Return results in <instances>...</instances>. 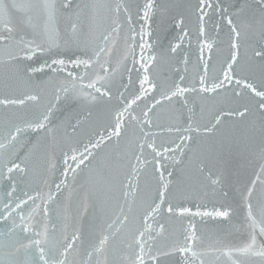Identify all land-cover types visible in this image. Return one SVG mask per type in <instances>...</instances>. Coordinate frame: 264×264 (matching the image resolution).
I'll return each mask as SVG.
<instances>
[{
  "label": "snow or ice",
  "instance_id": "snow-or-ice-1",
  "mask_svg": "<svg viewBox=\"0 0 264 264\" xmlns=\"http://www.w3.org/2000/svg\"><path fill=\"white\" fill-rule=\"evenodd\" d=\"M98 7L107 9L111 14V32L101 37L104 46L85 43L83 56H75L66 61L56 53L50 57V63L45 62L36 67L30 62L38 54L52 53L53 48L59 47L48 25L55 21L60 9L72 8V0H63L59 5L57 0H26L25 3L0 0V25H2L0 50L7 54L16 77L28 86V90L18 96L0 97V107L6 110L2 117L4 134L0 138V161H2L0 180L5 181L10 189L6 192L4 208L8 210L10 216L12 211H23L24 206L31 201L32 205H35L33 213L41 210L44 220L47 221L51 211L49 204L57 203V194L61 191L62 185L68 187L69 173H72V179L75 180L81 167L86 165V162L91 164L92 160L96 159L97 153L115 138L118 148L121 141L124 142L123 148L116 151L115 155L118 160L124 162L121 167L126 166L128 171L124 174L123 181L118 177L112 179L114 186H118L122 192L127 209L121 206L116 220L108 223L106 227L103 222V209L100 210L101 215L98 219L101 222L92 226L95 241L84 250L83 256L86 258L81 259L79 264H160L161 257L177 254L180 258L176 264H208L204 259L206 253L196 250L197 242L201 237L197 234L195 223L191 221L183 229L182 240L177 237L166 250L156 245L157 238L165 232V225L157 218H162L165 213L169 218L184 216L228 218L230 215L229 209L220 208L211 211L199 209L192 211L191 208L174 204L169 198L173 172L168 170L164 161L181 164L183 161L177 159L175 154L184 155L186 142L193 140L191 133H199L200 127L193 126L191 116L184 122L177 119L175 123L165 127L156 119L157 112L165 104L180 103L187 107L188 94H195L203 100L210 94L220 96L222 93L230 92L231 98L239 101L238 107L227 112L221 109L214 117L212 126L204 127L205 133L216 130L225 115L238 117L242 121H247L251 117V126L255 127L258 120L261 131H264V0H243L242 4H234L230 0L189 2L185 5V11L180 13V19L176 21L180 33L175 37V42H170L167 48L159 47L158 39H154L155 30L151 25L158 13L163 17L170 11V5L161 4L158 0H144L143 4L135 5L134 14L133 6L122 0L114 6L96 3L83 5V8L89 9ZM25 8L42 9L45 12L47 24L43 37L40 33L29 39L20 35L19 29L13 23L12 13ZM121 14L124 15V23L127 24V30L123 35L124 53L117 64L112 66L107 59L102 62V56L111 55L112 46L116 43L115 39H111L112 34L115 33L119 37L124 29V23L120 20ZM192 17H195V39L198 47L196 63L190 72V58L185 52L182 59L184 74H179L177 69L178 81L158 82L154 70L160 61L179 56L180 52L184 51L186 40L191 47L192 31L186 21L191 20ZM136 23L139 24L138 29L135 27ZM209 23L217 33L224 32V28H227L225 35L228 40V55L221 61L218 70L212 64V52L214 46L218 49L219 45H215L208 35ZM76 31L77 25L73 24L72 32L76 33ZM109 42L112 46H109ZM69 64L74 69H82V71H66ZM45 68L53 73L66 71V76L59 81V86L56 88L57 102L60 101L62 93L64 98L79 99L87 107L86 114L78 115L75 123L70 125L72 134L78 133L85 124H88L91 132L82 147L72 146L69 151L64 152V168L61 173L63 179L55 183V192L51 188L46 194L38 191L35 195H31L25 191L23 196L26 199L13 200L12 197L21 182L20 178L28 176L31 171L29 157L32 149L36 147V144L25 138V134L29 131L36 133L43 131L46 136L55 139V130L48 127L55 105L47 106L38 116L31 114L33 118H29L28 113H10L7 110L25 108L29 103H39L40 94L35 89L40 85L34 84L32 78L36 73H43ZM113 88H116L118 96H114ZM86 89L90 91H85ZM114 99L118 101L115 104ZM141 104H143L142 108ZM93 107L100 113L96 118H93ZM137 108L140 109L139 112ZM188 111L192 112L193 109L189 108ZM154 128L160 129V132L152 131ZM65 134L69 135L67 131ZM164 134L168 136L174 134L175 138L168 144H158V135ZM170 153L173 155H169ZM261 159L264 160V151L261 152ZM149 165L152 167V176L157 186L156 194L150 199H142L137 205L135 197L140 192V176ZM48 167L49 170L55 169V164L50 160ZM205 167L206 165L199 166L198 171L203 174ZM214 175L209 172L205 177L211 186L223 183V177L213 178ZM262 176H264V163L260 165L255 179L251 181V186L241 193L248 228L251 231L248 241L243 246L227 248L222 252L231 264H241L239 259L233 258L234 255L260 257L264 264V240L258 239L264 237V204L261 205L258 218L251 203L255 185L257 182L264 183ZM130 195L133 196V200L128 202ZM224 195L227 193L225 192ZM38 199L43 203L42 209L41 205L36 204ZM84 211H87V207ZM33 213H29L27 217L20 216L22 231L25 233L32 230ZM149 221L155 223L156 227ZM116 224L128 226L127 238L119 241V244H123L128 251L119 260L110 259L109 249L110 242L116 240L121 230L116 227L115 231H112ZM42 229L35 233L38 239H29L28 244L22 245L25 248L35 247L38 260L34 261V264H78L76 257L81 255L80 246L84 232L75 217L65 215L58 234L53 226L50 236L47 222L43 224ZM117 250L118 245H113L112 253Z\"/></svg>",
  "mask_w": 264,
  "mask_h": 264
},
{
  "label": "water",
  "instance_id": "water-1",
  "mask_svg": "<svg viewBox=\"0 0 264 264\" xmlns=\"http://www.w3.org/2000/svg\"><path fill=\"white\" fill-rule=\"evenodd\" d=\"M12 0H9L11 3ZM16 3H25L26 0H15ZM63 0H57V4ZM121 0H72L71 9H60L57 12L56 19L48 25L49 31L59 43L58 48H53L52 53L38 54L32 62L33 66L38 67L45 62L50 63V57L59 53L66 61L75 56H83L84 44L104 46L102 35L111 32V14L107 9L98 7L95 9L83 8L85 4L96 3L99 5L114 6ZM122 2L132 5V12L135 13V5L143 4L144 0H122ZM161 4L170 5L171 9L163 17L158 13L152 23L155 30L154 39H158L160 48H167L169 43L175 42V37L180 33V28L176 27V21L180 19V13L185 11V5L189 2L194 3L195 0H158ZM234 4H242L243 0H230ZM79 6V7H78ZM77 13H79L77 15ZM134 15V21H135ZM163 19V23L161 20ZM13 23L20 31V35H24L26 39L32 38L36 33L44 36L45 26L47 24V16L42 9H23L16 10L12 13ZM120 20L124 23V15L121 14ZM77 25L76 33L72 32V25ZM187 26L192 31L191 47L185 41L184 51L180 55L171 60H161L154 75L158 82L178 81L177 69L179 74H184V65L182 63L183 55L186 52L190 58L189 70L196 63L198 56V47L195 39V17L186 21ZM2 27V25H0ZM135 27L139 28L136 23ZM127 30V24L124 23V29L119 37L115 33L111 39H115L112 46L111 55L102 56V62L107 59L112 66H115L124 53L123 35ZM224 32L217 33L212 24L208 25V35L214 41L215 45H219L217 49L214 46L212 52V64L216 70L219 69L221 61L228 55V40ZM259 39V36H256ZM159 50V49H158ZM243 50V49H242ZM139 50L137 49V52ZM207 51V50H206ZM207 58V57H206ZM129 66L130 62H129ZM66 71L80 72L82 69H74L70 64ZM66 71L61 73H53L50 69L45 68L43 73L33 75L34 84L40 87L35 91L40 94L39 103H29L25 108H11L7 111L16 113H28L29 118H33L31 114L38 116L49 105H55L48 122V127L55 130V139L46 136L43 131L36 133L29 131L25 134L27 140L36 144L32 149L29 157L30 173L28 176L20 178L21 182L17 192L12 197L13 200L26 199L23 192L27 191L31 195L36 192L46 194L50 188L55 192V183H58L63 176L61 175L64 168V152L69 151L72 146L82 147L89 138L91 128L88 124L81 127L78 133L72 134L71 124L75 123L78 115L86 114L87 107L81 103L79 99L64 98L61 93L59 102L55 100L56 88L59 81L66 76ZM258 76V74H257ZM135 79V75L133 76ZM119 77L117 78V81ZM124 82H127V75L124 76ZM258 82V81H257ZM87 83V81H85ZM28 90V86L19 80L13 69V65L8 60L7 54L0 50V97L5 95L18 96L22 92ZM123 89H121L122 91ZM90 91V90H85ZM114 96H118L116 88L112 89ZM227 97V98H226ZM188 106L184 107L180 103L174 105L165 104L163 108L157 112L156 119L158 122L167 127L179 119L181 122L186 121L190 116L193 126H199L200 132H193V140L186 142L184 146V155L176 153L177 159L183 162L179 165L173 161H164L169 171L173 172L171 178L172 202L181 207L191 208L192 211L199 209L200 211H211L216 208L221 210L229 209L228 218H212V217H172L169 218L167 213L163 217L157 219L165 225V232L157 238L156 245L166 250L174 239L179 237L182 240L183 229L191 221L195 223L197 234L201 240L197 242V251L206 253L204 259L208 264H231L228 257L222 252L227 248H237L243 246L248 241L250 229L246 220V209L243 206L241 193L245 192L251 186V181L255 179L256 173L260 169V165L264 163L261 159V152L264 151V131H261L259 121L257 120L255 127L250 124L251 117L247 121H242L235 116H223L221 124L211 133H205L204 127H211L214 123V117L220 112L236 108L239 101L231 98V93H222L220 96L210 94L203 100L195 94H188ZM116 99L113 103H117ZM143 107V104L140 105ZM193 111L189 112L188 109ZM94 117L100 115L98 110L93 107ZM137 108V112H139ZM6 110L0 107V138L3 136L2 117ZM69 134L66 136L65 132ZM157 133L160 129H152ZM69 136L71 138H69ZM175 135L168 136L158 135L157 143L168 144ZM179 143V141H177ZM124 142L118 146L115 138L107 147L102 148L93 159L91 164L81 167L76 174L75 180L72 179V173H69L68 187L61 186V191L57 194V203H50V216L47 221L44 220L41 210L33 213L32 202L24 206L23 211H12L8 215V210L4 208L6 192L9 189L8 184L0 180V264H34L38 260L35 247H22L28 244L29 239H38L36 232L42 231L45 222L48 223L49 234L52 235V228L55 226L57 234L63 225V217L69 215L75 217L83 227V242L80 246V256H77V262L86 257L83 256L85 249L89 244L95 241V234L92 231L94 223H100L98 219L101 215L100 210L103 209V222L106 227L108 223L116 220L119 214V208L123 206L127 209V203L119 190L118 186H114L113 177L124 180V174L128 171L127 167H121L124 162L118 160L115 152L123 148ZM174 147V145H171ZM31 147V145L29 146ZM96 151V150H94ZM147 154V153H146ZM173 155V154H169ZM151 157L149 156V159ZM55 164V169L49 170V161ZM71 163V161H69ZM206 165L205 171L201 174L198 167ZM75 166V165H73ZM2 167V161H0ZM209 172L215 176L223 177V183L218 186H211L205 177ZM167 176V173H165ZM264 180V176L261 177ZM47 181V183H45ZM135 184V180H133ZM140 192L135 197L137 205L144 198L150 199L156 194V182L152 176L151 165L140 176ZM227 195H224V193ZM133 200V196L128 197V202ZM251 203L253 211L259 218L261 205L264 204V183L257 182L252 193ZM36 204L41 205V200H37ZM167 205H165L166 208ZM87 207V211H84ZM15 208V205H12ZM29 213L32 216V230L25 233L22 231L20 216L27 217ZM139 213L137 214V216ZM7 217V218H6ZM139 220L137 219V224ZM149 223H153L149 221ZM156 227V224L153 223ZM119 227L120 233L116 240L110 242V259L119 260V258L127 254V249L119 241L126 239L128 236V226L119 224L114 225L112 231ZM71 230V229H70ZM69 230V231H70ZM264 240V237H258ZM113 245H118V250L112 253ZM17 249H19L17 251ZM179 254L171 257H161L160 264H176L179 260ZM234 259H239L241 264H262L261 258L256 256H239L234 255Z\"/></svg>",
  "mask_w": 264,
  "mask_h": 264
}]
</instances>
